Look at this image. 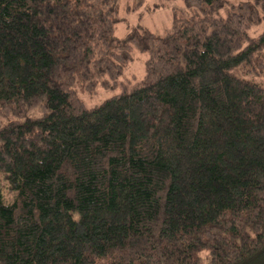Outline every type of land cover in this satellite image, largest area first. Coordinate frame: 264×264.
Listing matches in <instances>:
<instances>
[{
    "label": "trees",
    "instance_id": "1",
    "mask_svg": "<svg viewBox=\"0 0 264 264\" xmlns=\"http://www.w3.org/2000/svg\"><path fill=\"white\" fill-rule=\"evenodd\" d=\"M184 2L0 0V264H264V0Z\"/></svg>",
    "mask_w": 264,
    "mask_h": 264
},
{
    "label": "rangeland",
    "instance_id": "2",
    "mask_svg": "<svg viewBox=\"0 0 264 264\" xmlns=\"http://www.w3.org/2000/svg\"><path fill=\"white\" fill-rule=\"evenodd\" d=\"M234 3L240 0H231ZM184 12L185 14H181ZM194 10L188 9L184 0H121L119 7V18L116 25V34L124 37L134 26H144L157 34H164L169 29L171 22L176 15H191ZM262 21L250 27L249 33L252 36L258 35L264 30V13L260 14ZM148 53L132 49V60L125 68L122 75L115 81H110V86L104 87L101 84L94 90L88 92L79 89V97L83 99L88 107L101 103L106 98L122 90L123 84L134 82L145 75V60ZM8 192L7 187L4 190ZM206 256V252L202 253Z\"/></svg>",
    "mask_w": 264,
    "mask_h": 264
}]
</instances>
